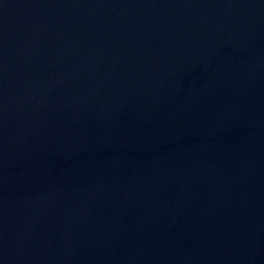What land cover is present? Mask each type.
Listing matches in <instances>:
<instances>
[{
	"label": "water",
	"instance_id": "water-1",
	"mask_svg": "<svg viewBox=\"0 0 264 264\" xmlns=\"http://www.w3.org/2000/svg\"><path fill=\"white\" fill-rule=\"evenodd\" d=\"M0 264H264V0H0Z\"/></svg>",
	"mask_w": 264,
	"mask_h": 264
}]
</instances>
